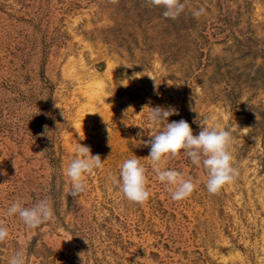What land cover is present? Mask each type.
Instances as JSON below:
<instances>
[{"label":"rangeland","instance_id":"rangeland-1","mask_svg":"<svg viewBox=\"0 0 264 264\" xmlns=\"http://www.w3.org/2000/svg\"><path fill=\"white\" fill-rule=\"evenodd\" d=\"M182 2L169 19L147 0H0V264L17 251L26 264H264V0ZM157 106L194 135L235 128L238 178L211 194L203 168L169 156L162 169L201 180L173 201L143 143ZM79 143L104 166L71 196ZM133 155L143 204L111 179ZM45 197L54 215L36 229L6 215Z\"/></svg>","mask_w":264,"mask_h":264},{"label":"clouds","instance_id":"clouds-1","mask_svg":"<svg viewBox=\"0 0 264 264\" xmlns=\"http://www.w3.org/2000/svg\"><path fill=\"white\" fill-rule=\"evenodd\" d=\"M147 2L151 6L161 8L162 15L169 19L178 18L186 7L182 0H147ZM204 11L203 8H200L193 11L192 14L194 17H200ZM56 107L59 106L56 104ZM173 114H176L174 109H166L160 106L151 108L148 113V121L156 128V131L150 135L151 139L143 141L145 146H150L147 158L156 178L165 184L171 194V199L179 201L190 197L201 183L199 178L193 179L179 170L161 168L160 165L164 163L166 158L175 157L181 152L189 158L193 165L206 171L205 186L209 193L215 194L226 184L234 182L239 176V170L234 166L235 157L231 147L237 130L221 127L218 124H201V131L194 135L192 127L186 120L181 119L169 123L168 118ZM161 125L164 126L161 128ZM240 134L247 135V127L243 128ZM75 153L76 158L72 159L65 169V175L71 182L68 192V195L71 196L87 191L88 185L85 174H92L94 170L104 166L101 156L99 154L93 155L87 145L77 144ZM146 173L147 169L141 157L133 155L122 163L119 178L112 177L111 179L120 187L126 199L143 204L151 196ZM25 205L24 200L17 199L8 207L6 215L18 216L29 229L38 228L54 215L52 203L47 197L37 200L30 206ZM8 237V228L0 222V242L5 241ZM8 264H26L24 252L17 251L14 253Z\"/></svg>","mask_w":264,"mask_h":264},{"label":"bare ground","instance_id":"bare-ground-1","mask_svg":"<svg viewBox=\"0 0 264 264\" xmlns=\"http://www.w3.org/2000/svg\"><path fill=\"white\" fill-rule=\"evenodd\" d=\"M96 83H97V81H96ZM98 85V84H97ZM98 96V95H97Z\"/></svg>","mask_w":264,"mask_h":264}]
</instances>
